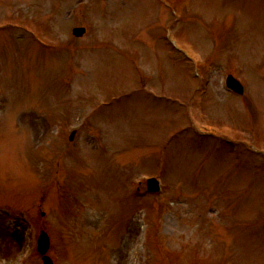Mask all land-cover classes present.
Segmentation results:
<instances>
[{"label": "rangeland", "instance_id": "obj_1", "mask_svg": "<svg viewBox=\"0 0 264 264\" xmlns=\"http://www.w3.org/2000/svg\"><path fill=\"white\" fill-rule=\"evenodd\" d=\"M42 232L54 264H264V0H0V264Z\"/></svg>", "mask_w": 264, "mask_h": 264}, {"label": "water", "instance_id": "obj_2", "mask_svg": "<svg viewBox=\"0 0 264 264\" xmlns=\"http://www.w3.org/2000/svg\"><path fill=\"white\" fill-rule=\"evenodd\" d=\"M84 32H85V29H77L75 30L74 33L76 35H81ZM227 83H228V86L234 91L243 93V85L234 76L230 75L228 77ZM149 189L153 191L158 189L156 181L151 180L149 182ZM50 245H51V241H50L49 235L46 232H42L39 238L38 251L42 255H44L43 257L44 264H54L53 260L49 256L46 255L50 248Z\"/></svg>", "mask_w": 264, "mask_h": 264}]
</instances>
